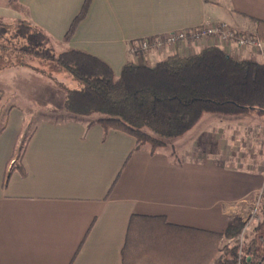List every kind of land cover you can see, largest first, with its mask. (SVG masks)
I'll return each instance as SVG.
<instances>
[{
    "label": "crops",
    "instance_id": "obj_1",
    "mask_svg": "<svg viewBox=\"0 0 264 264\" xmlns=\"http://www.w3.org/2000/svg\"><path fill=\"white\" fill-rule=\"evenodd\" d=\"M84 3L0 0V19L26 20L56 52L83 50L116 74L137 59L129 46L141 39L206 23L254 34L255 20L264 21V0H89L64 40ZM209 45L264 62L254 49L210 38L139 51L138 59L154 65L175 51ZM16 72L11 82L35 76ZM0 88V264H122L133 214L222 232L252 196L264 195V114L203 115L174 149L186 154L174 160L166 147L135 150L130 135L104 131L62 105L64 118L34 120L25 107L5 102Z\"/></svg>",
    "mask_w": 264,
    "mask_h": 264
},
{
    "label": "trees",
    "instance_id": "obj_2",
    "mask_svg": "<svg viewBox=\"0 0 264 264\" xmlns=\"http://www.w3.org/2000/svg\"><path fill=\"white\" fill-rule=\"evenodd\" d=\"M88 2L64 40L73 34ZM255 24L254 35L264 41V21L255 20ZM0 41L2 50L63 70L71 84L53 79L63 109L100 124L104 131L130 135L135 150L148 145L154 153L184 136L205 114H264V62L237 59L216 45L195 53L175 51L154 65L140 62L139 50L134 54L137 59L127 61L116 74L109 64L83 50L56 52L50 37L26 20L0 19ZM243 227L239 218L215 232L170 223L163 215L133 214L122 264H264L258 239L240 244ZM225 240L231 244L223 245Z\"/></svg>",
    "mask_w": 264,
    "mask_h": 264
},
{
    "label": "rangeland",
    "instance_id": "obj_3",
    "mask_svg": "<svg viewBox=\"0 0 264 264\" xmlns=\"http://www.w3.org/2000/svg\"><path fill=\"white\" fill-rule=\"evenodd\" d=\"M0 44L3 43L0 41ZM17 69L23 75L34 73L35 76H24L25 78L20 77L21 79L18 82H11L8 77L11 74L16 76ZM64 73L63 70L52 63L23 56L10 50H2L0 47V85L4 87V101L25 107L28 117H33L34 120L45 117L62 119L67 116V113L60 107V95L56 93L57 90L53 81V79H56L57 81L61 82L62 80L71 84L68 76L67 78L62 76ZM49 91H54L55 95H50ZM254 117L257 118L258 116L254 114ZM82 120L90 123V119ZM191 134L192 132L189 131L184 136L168 142L164 150L169 151L172 159L180 160L181 156L186 154L184 149L180 154L175 152L174 149L179 147L180 141L186 142ZM185 147L186 143H184ZM190 147L195 150L191 144ZM243 152L247 153L246 150H243ZM212 156L214 157L215 155ZM214 158L219 159L218 157ZM237 218L244 223L243 232L240 235V244L245 245L252 238H256V240L258 239L259 247L264 250V195L252 196L245 203L242 213ZM222 243L223 245L231 244V240H225Z\"/></svg>",
    "mask_w": 264,
    "mask_h": 264
},
{
    "label": "built area",
    "instance_id": "obj_4",
    "mask_svg": "<svg viewBox=\"0 0 264 264\" xmlns=\"http://www.w3.org/2000/svg\"><path fill=\"white\" fill-rule=\"evenodd\" d=\"M204 38H210L223 44L234 43L238 48L254 49L264 58V41L253 33L238 32L226 23H206L197 28L182 29L169 32L162 36H154L141 39L129 46V52L148 51L150 49H162L173 47L177 43L197 42Z\"/></svg>",
    "mask_w": 264,
    "mask_h": 264
}]
</instances>
